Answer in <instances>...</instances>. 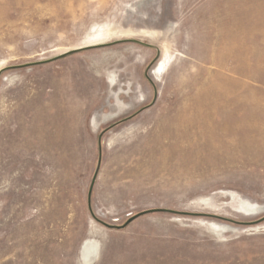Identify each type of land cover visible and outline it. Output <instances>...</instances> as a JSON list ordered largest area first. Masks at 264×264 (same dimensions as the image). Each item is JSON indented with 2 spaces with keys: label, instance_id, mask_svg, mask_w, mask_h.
Here are the masks:
<instances>
[{
  "label": "rangeland",
  "instance_id": "374dc122",
  "mask_svg": "<svg viewBox=\"0 0 264 264\" xmlns=\"http://www.w3.org/2000/svg\"><path fill=\"white\" fill-rule=\"evenodd\" d=\"M126 39L1 72L0 264H264V0H0V70ZM104 129L98 219H227L95 220Z\"/></svg>",
  "mask_w": 264,
  "mask_h": 264
},
{
  "label": "water",
  "instance_id": "95a60500",
  "mask_svg": "<svg viewBox=\"0 0 264 264\" xmlns=\"http://www.w3.org/2000/svg\"><path fill=\"white\" fill-rule=\"evenodd\" d=\"M125 41H134V42L141 43V44H144V45H147V46H151L150 44L142 43L140 41H136V40H132V39H126V40H117V41L104 43V44H97V45H92V46H84V47H79V48H73V49L67 50V51H65V52H63V53H61V54H59L57 56H54V57L46 59V60H41V61H36V62H31V63H26V64H21V65H13V66H8L6 68H2L0 70V74H1L2 71L7 70V69H17V68H24V67H28V66L45 64V63H49V62H53L55 60L61 59V58L66 57V56H68L70 54L80 52V51H82L84 49L97 48V47H102V46H111V45H115L117 43H121V42H125ZM156 50H157V55H159L160 54V49L158 47H156ZM116 123H118V122H116ZM116 123H114L113 125H115ZM107 129H104L102 131V133L100 134V136H99L97 165H96V169L94 171V174H93V176L91 178V181H90V184H89V188H88V193H87L88 209H89V212H90L91 216L95 220H97L101 224L107 226L108 228L122 229L125 226H127L134 218H136V217H138L140 215L146 214V213H151V212H168V213L177 214V215H183V216H194V217H198L199 216V217H212V218H217V219H227V218H225L223 216H219L217 214H210V213H206V212H187V211L164 209V208H155V209H149V210L141 211V212L133 215L132 217L128 218L126 220V222H124L122 225L109 224V223H106V222L98 219L95 216V214L93 213L92 208H91V194H92L93 186H94V183L96 181L98 170H99L100 164H101V157H102L101 136Z\"/></svg>",
  "mask_w": 264,
  "mask_h": 264
},
{
  "label": "bare ground",
  "instance_id": "6f19581e",
  "mask_svg": "<svg viewBox=\"0 0 264 264\" xmlns=\"http://www.w3.org/2000/svg\"><path fill=\"white\" fill-rule=\"evenodd\" d=\"M23 205V204H22ZM260 220L258 221H254V222H242V223H255V222H259Z\"/></svg>",
  "mask_w": 264,
  "mask_h": 264
}]
</instances>
